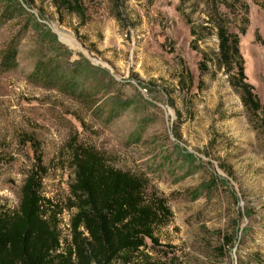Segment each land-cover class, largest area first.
Returning <instances> with one entry per match:
<instances>
[{
	"label": "rangeland",
	"instance_id": "obj_1",
	"mask_svg": "<svg viewBox=\"0 0 264 264\" xmlns=\"http://www.w3.org/2000/svg\"><path fill=\"white\" fill-rule=\"evenodd\" d=\"M68 1L64 9L62 0H13L26 15L8 19L0 4V57L16 47L15 67L0 71V212L16 207L34 168L67 238L72 148L81 145L145 180V199L164 203L168 215L142 250L151 263L238 264L254 255L264 264V135L247 122L222 69H197L202 53L214 62L217 50L209 0ZM219 1L213 8L233 32L246 6L238 50L264 105V0ZM179 11L201 32L195 50ZM34 23L71 52L66 68L83 58L116 85L78 99L33 77L35 62L50 54Z\"/></svg>",
	"mask_w": 264,
	"mask_h": 264
},
{
	"label": "trees",
	"instance_id": "obj_2",
	"mask_svg": "<svg viewBox=\"0 0 264 264\" xmlns=\"http://www.w3.org/2000/svg\"><path fill=\"white\" fill-rule=\"evenodd\" d=\"M209 3V24L214 30L217 50L214 62L202 53L197 69L206 72L207 63L222 69L229 87L237 93L247 122L264 135V105L259 103L252 86L245 80L238 50V37L244 34L247 25L246 6L241 5V24L233 32L213 8L214 0ZM0 4L5 19L26 15L23 7L13 0H0ZM59 4L67 9L69 1L62 0ZM220 5L231 7L227 0H220L218 7ZM178 13L189 27V47L195 50L201 32L191 26L187 15ZM32 30L38 39L47 41L46 49L50 53L35 62L33 77L43 76L45 84L58 86L60 91L67 88L78 99L86 93H94L91 87L107 91L116 85L105 70L93 67L83 58L66 68L64 60L71 52L54 43L53 36L48 31L43 32L41 25L34 23ZM15 56L14 45L5 49L0 57L1 72L15 67ZM99 77L109 84H102ZM118 114L119 111L114 112L110 117ZM71 157L73 178L68 185L66 207L72 213L67 220V238H60L58 222L54 220L56 214L54 211L49 214L52 208L40 195L42 175L33 168L20 187L16 207L10 212H0V264H136L141 258L144 261L141 264H153L142 250L145 240L155 241L154 229L168 215L164 203L145 199V180L107 165L92 148L76 145ZM229 244L231 238L226 237L224 245ZM256 262L254 255L238 259V264Z\"/></svg>",
	"mask_w": 264,
	"mask_h": 264
},
{
	"label": "built area",
	"instance_id": "obj_3",
	"mask_svg": "<svg viewBox=\"0 0 264 264\" xmlns=\"http://www.w3.org/2000/svg\"><path fill=\"white\" fill-rule=\"evenodd\" d=\"M67 224V223H66ZM68 226V224L66 225V227Z\"/></svg>",
	"mask_w": 264,
	"mask_h": 264
},
{
	"label": "bare ground",
	"instance_id": "obj_4",
	"mask_svg": "<svg viewBox=\"0 0 264 264\" xmlns=\"http://www.w3.org/2000/svg\"><path fill=\"white\" fill-rule=\"evenodd\" d=\"M62 33H64V32H62ZM65 34V33H64Z\"/></svg>",
	"mask_w": 264,
	"mask_h": 264
}]
</instances>
